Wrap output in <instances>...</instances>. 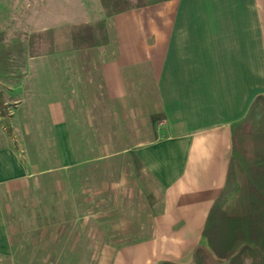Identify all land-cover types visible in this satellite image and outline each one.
Masks as SVG:
<instances>
[{
    "label": "crops",
    "instance_id": "1",
    "mask_svg": "<svg viewBox=\"0 0 264 264\" xmlns=\"http://www.w3.org/2000/svg\"><path fill=\"white\" fill-rule=\"evenodd\" d=\"M97 1L102 44L74 49L70 28L91 22L55 26L46 6L17 56L19 73L2 85L13 135L0 133L1 264L14 257L6 198L75 162L71 131L102 130L103 99L111 115L124 106L128 129L141 132L126 153L125 187L136 193L148 177L156 186L139 191L110 264H190L225 186L232 127L264 97V0H157L110 17ZM19 131L32 148L56 147L57 165L26 164Z\"/></svg>",
    "mask_w": 264,
    "mask_h": 264
},
{
    "label": "rangeland",
    "instance_id": "2",
    "mask_svg": "<svg viewBox=\"0 0 264 264\" xmlns=\"http://www.w3.org/2000/svg\"><path fill=\"white\" fill-rule=\"evenodd\" d=\"M130 2L136 4V0ZM46 6L49 10L52 6L55 26L90 21L83 25L94 28L98 44L104 42V22L92 19L95 6L99 8L97 0H0V108L6 100L1 97L2 85L19 73L17 56L28 50L30 29L45 21ZM101 109L105 122L102 130L71 131L75 162L69 168L52 176L37 175L25 183L20 193L6 198L14 251L11 264H110L114 250L124 244L120 239L125 227L119 228L125 225L130 210L141 202L139 191L149 193L156 186L148 177L136 182L138 192L127 190L126 173L130 168L126 153L133 149L131 144L141 132L128 129L131 115L126 114L124 106L114 116L109 102L103 99ZM10 113L9 105L0 110V118L4 117L0 119V133L13 135ZM16 133L18 141L26 143H15L18 151L27 149V154L21 153L26 164L34 158L39 167H44L48 157L52 166L57 165L56 147L32 148L25 132Z\"/></svg>",
    "mask_w": 264,
    "mask_h": 264
},
{
    "label": "trees",
    "instance_id": "3",
    "mask_svg": "<svg viewBox=\"0 0 264 264\" xmlns=\"http://www.w3.org/2000/svg\"><path fill=\"white\" fill-rule=\"evenodd\" d=\"M107 17L151 3L99 0ZM104 27V24H101ZM75 49L98 45L92 26L71 30ZM104 37V36H103ZM160 264H175L161 262ZM190 264H264V97L252 102L245 118L232 127V151L225 186L202 230V243Z\"/></svg>",
    "mask_w": 264,
    "mask_h": 264
}]
</instances>
